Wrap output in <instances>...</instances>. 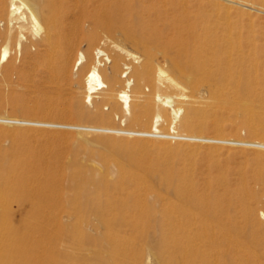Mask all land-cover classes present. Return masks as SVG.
<instances>
[{
  "label": "bare ground",
  "instance_id": "bare-ground-1",
  "mask_svg": "<svg viewBox=\"0 0 264 264\" xmlns=\"http://www.w3.org/2000/svg\"><path fill=\"white\" fill-rule=\"evenodd\" d=\"M9 1L11 15L18 13L20 9L24 10L22 15L13 19L25 18L34 34L40 28L44 29V35L36 42L39 48L36 53L27 52L28 44L31 42H22L20 39L15 41L14 49L19 53L23 50L32 63L43 66L50 74L57 77L71 79L73 76L69 62L75 43L68 38L63 23L66 22L68 28L70 26L69 29L73 31V26L90 21L95 27L122 32L127 38L132 39L140 50L141 62L132 67H125L127 70L131 68L132 77L136 81L133 93L140 89L144 80L151 83L154 91L158 88L159 79L156 83L152 73L153 62L157 56H160L162 61L168 64L170 72L176 78L183 80L191 90L187 94L185 88L179 87L173 76L164 78L167 89H178L179 93L173 97L187 105L188 112L197 103L192 92L196 91L198 82L208 84L209 93L216 101L226 103L235 98L249 100L242 103L228 102L227 109L235 115L242 114L251 120L259 109H263L260 107L256 110L252 104V101L261 97L252 88L264 86V0L257 2L188 0L189 6L181 7L180 18L175 19H178L177 21L162 19L163 24L161 22L160 26L157 24L160 16L152 20L143 14L129 12L127 8L121 6L101 5L102 2L93 5L89 10L87 0ZM5 2L6 0H0V14L5 9ZM252 11L260 15L253 16ZM11 39L13 38L8 36L4 38L5 42ZM94 40L95 36L89 39L90 42ZM78 55L73 70H79L86 60L83 52ZM95 55L84 77V100L90 103L92 95L99 91L101 100L110 102L114 107L122 102L120 106L126 109L128 94L124 88L118 91L115 89V83L118 82V55L115 54L110 59L100 50H97ZM129 55L133 61L139 59L138 56ZM8 58L9 50L6 44L0 52V59L7 61ZM103 61L111 63L109 71L104 73L105 82L102 81L100 69V66L104 65ZM164 73L159 68L158 74L164 77ZM126 82V85L131 84L129 80ZM135 97L131 122L144 125L152 116L153 106L150 101L140 106L137 102L138 97L136 95ZM164 100L166 99H163V102ZM188 112L180 120L181 127L189 131L205 128L206 122L203 117L197 118ZM84 117L89 120L108 119L94 111L86 112ZM152 120L154 132L95 126H90L88 129L130 136L231 143L230 140L221 138L159 133L157 125L161 122L163 124L166 120L162 121L159 116L152 117ZM0 122L64 126L6 118H0ZM246 124L250 125L248 121ZM167 126L171 132H176L172 122H168ZM251 130L256 134L264 132L263 127L254 129L251 127ZM13 138L14 148L0 156V210L5 212L13 202L24 199L30 202L37 214L42 212L43 207H55L57 201L65 197L75 205L76 214H86L88 205L93 206L95 211L100 209L101 211L92 214L105 228L103 240L97 242L91 240L88 243L90 253L82 264H113L117 258L126 264H136L143 258V253L133 252L135 247L133 242L116 235L112 231V226L130 227L139 244H142L143 239L150 232L168 234V239L163 237L161 239L162 249L166 252L161 254L163 264H223L225 259L231 257L230 252L222 250L223 246L239 249L245 244H249L257 251L249 255V259L260 264L264 262V179L261 169H257L250 176L252 186L245 184L235 194L228 193L229 195L225 196L227 180L223 175L217 178V184L223 186L222 192L214 189L211 177L207 182L205 180L204 187H197L191 173L195 165L196 152L188 146L160 141L103 140V143L109 147V154L102 156V160L104 163L110 162L116 166L118 182L116 188L124 191L125 195L112 201L111 196L105 193V204L101 206L100 192L107 191L110 187L107 174L97 175L94 174L95 172L89 173L79 168L66 173L62 168H51L45 158L43 159L30 145L26 133L16 132ZM240 143L264 148V142ZM20 145L22 149L19 148ZM153 152L155 157H151ZM203 156L206 158L208 168L211 170L220 168L215 150L208 149ZM175 159L187 162L183 164L184 171L181 174L175 169ZM156 178L158 185L173 190V199H167L159 193L154 183ZM64 185H68V193L64 192ZM149 198H153V201L151 202ZM222 199L225 203L224 209L215 205ZM156 202L161 204L159 210ZM234 204L241 209V220L224 222L222 215L226 214V210ZM227 218L226 214L225 219ZM156 219H159L158 224H155ZM230 228H245L246 231L232 237L224 231ZM81 243L78 240L75 243L73 241V245L78 248L82 247ZM139 244L138 246H141ZM71 248L75 249L73 246ZM141 250H144L143 246ZM3 252H7L8 255H0V264H81L74 253L60 249L59 246L55 247L54 244H47L41 238L33 239L25 233L18 235L9 231L0 232V254Z\"/></svg>",
  "mask_w": 264,
  "mask_h": 264
},
{
  "label": "rangeland",
  "instance_id": "rangeland-1",
  "mask_svg": "<svg viewBox=\"0 0 264 264\" xmlns=\"http://www.w3.org/2000/svg\"><path fill=\"white\" fill-rule=\"evenodd\" d=\"M247 1L257 2V0ZM86 4L89 10L92 9L93 5L97 4H114L122 8L124 7L125 9L127 8L129 12L148 16L152 20L160 16V19L157 21V24L160 26L163 24L162 19H168L167 21H174L176 18L179 19L180 10H182L181 7L189 6L190 2L188 0H87ZM18 11V13L11 15L10 1L6 0L5 9L0 14V52L6 44L9 50L8 60L2 61L0 59V118L41 121L64 126H40L0 122V131H2V134H0V156L9 153L14 148L13 136L15 133L24 132L28 136L30 145L37 150L38 154H40L43 159L45 158L49 167L62 168L66 173H71L73 169L79 168L89 173L95 172L94 174L97 175L107 174L109 176L110 187L107 191L103 190L100 192L102 195L100 199L102 202L101 206L105 204V193L111 196L112 201L125 195L124 191H120L116 188L118 183L116 166L110 162L104 163L102 160V156L109 154V147L103 143V140L122 142L135 140L160 141L171 143L172 145L188 146L196 152L195 165L191 173L197 187H204L207 180L211 177L214 189L222 192L223 186L217 184V178L223 175L227 180V193L225 196L235 194V192L241 190L245 184L252 186L253 184L251 183L250 176L257 169H261L264 179V148L242 145L240 143L250 141L264 142V132L256 134L251 130V127L253 129L264 128V86L259 85L252 88L256 94L261 96L259 99L252 101V104L256 107V110L260 107L263 109H259L258 115L256 114V116H253L251 120H248V118L242 114L235 115L227 109L231 101L242 103L243 101L249 102V100L235 98L234 100H228L229 103L216 101L211 97L208 84L205 82L197 83L196 91L192 92L197 103L192 106L191 110L188 112L186 110L187 105L180 103L173 97L179 93L178 89H167V82L164 78L175 76L170 72L168 64L163 62L160 56H157L159 58L156 57L153 62L154 72L152 76L155 78L156 83L159 79L157 83L158 88L154 91L151 83L144 80L141 83L140 89L136 93H133L136 81L135 78L132 77L131 68L127 70L125 67H132L141 62V57H139L140 50L135 45L134 41L127 38L122 32L118 30H108L104 27H95L90 21H85L81 25L73 26V31L69 29L71 28L70 26L68 28L66 22L65 24L63 23V28L68 32V34L65 33V36L67 34L68 38L74 41L75 48L71 53L69 62V68L73 76L71 79L60 78L52 73L51 75L43 66L32 63L27 53L23 50L19 53V51L14 49V43L17 39H20L22 42L29 41L35 46L31 43L28 44L27 52L34 54L39 49L36 45L37 40L44 35L43 27L34 34V31L25 18L19 20L13 19V17L15 18L24 13L23 9ZM255 14L260 15V13L256 11L251 12V15L254 16ZM11 19L12 21H10ZM19 25L22 27L18 28ZM5 36L13 39L5 42ZM91 36H95L93 42L89 41ZM94 50H96V52L97 50L102 51L109 56L110 59L115 54L118 55V82L115 83V89L118 91L124 88L128 94V107L126 109L120 106L122 102H119V106L114 107L110 102L101 100L98 93L99 91H97L98 94L94 93L92 95L93 97L90 103L84 100V77L96 56ZM77 52L78 54L83 52L86 60L79 67V70H73L74 61L79 56ZM129 54L138 56L139 59L133 61ZM100 60H102L101 57ZM102 64L104 65L100 66V69L102 81L105 82L104 73L109 71L111 63L109 64L103 61ZM159 68L165 72L163 75L164 77L158 74ZM124 73L125 75L123 76ZM175 79L179 87L185 88L187 94L191 92L183 80L176 77ZM128 80L129 82L131 81V84L126 85V81ZM261 91L263 93H261ZM135 95L138 97L137 102L140 106L146 105L149 101L153 106L152 116L149 117L148 122L144 125L131 122L134 108L133 104H135L134 100L136 99ZM163 99L167 101L164 100L163 102ZM91 111L98 112L108 117V119H86L84 117L85 113ZM187 112L197 118L203 117L206 122L205 128L202 130L189 131L181 127L180 120ZM155 116H159L162 121L164 119L166 120L163 124L161 122L157 125L159 133L221 138L230 140L231 143L206 142L197 139H164L146 136H130L116 132H102L88 129L90 126H95L154 132L152 129L153 120L151 121V119ZM247 121L250 125L246 124ZM168 122H172L176 132H171L168 129ZM19 148L22 149V145H20ZM208 149L217 152L216 158L220 162L219 169L211 170L208 168V163L205 160L206 158L203 156L204 152ZM151 157H155L154 152L151 153ZM174 161L175 169L181 174L184 171L183 164L187 162L182 159H175ZM156 182L157 178L154 183ZM67 186L68 185H64V192L66 193L69 191L67 190ZM156 188L165 198H174L171 188H166L157 183ZM149 200L152 202L153 198H149ZM215 205L220 207V209H224V199ZM160 206V202H156L158 210ZM74 207L75 205L71 200L65 197L57 201L55 207H43L41 208L42 212L36 214L29 201L22 199L13 202L5 212L0 210V232L9 231L18 235L25 233L27 236L33 237V239L41 238L47 244H54L55 247L59 246L60 249H65L74 253L82 264V261L84 262V260L88 259V254L90 253V250H88L90 245L88 243L91 242V240L92 242H94V240L96 242L103 240L105 228L101 221L92 214L93 212L101 211L100 209L95 211L93 206L88 205L85 210L86 214L79 215L74 212ZM226 212L227 219H225V213L222 215L224 222L240 221L242 218L241 209L237 204H234V206L230 207ZM127 221L131 220L128 219ZM157 221L159 222V219H156L155 224H158ZM112 228V231L116 235L123 236L133 242L135 246L133 252L143 253V258L136 264H163L161 261V254L166 252L165 249H162L161 239L162 237L168 239V234H162L160 232L152 234L150 232L145 236L142 244H139V240L136 239L130 227L112 226ZM224 231L227 235L234 237L240 233H244L246 229L230 228ZM77 240L82 242L81 248L73 245V241L75 243ZM138 244L143 246L144 250H141V246H138ZM71 246L75 249H72ZM222 250L228 253L230 252L229 254L231 256L225 259V261L222 262L223 264H260L248 258L253 252H257L249 244H245L239 249H236V247L229 249L227 246H223ZM0 255L7 256L8 253L3 252ZM113 264L126 263L120 258H117ZM261 264H264V262H261Z\"/></svg>",
  "mask_w": 264,
  "mask_h": 264
},
{
  "label": "built area",
  "instance_id": "built-area-1",
  "mask_svg": "<svg viewBox=\"0 0 264 264\" xmlns=\"http://www.w3.org/2000/svg\"><path fill=\"white\" fill-rule=\"evenodd\" d=\"M169 139V138H168Z\"/></svg>",
  "mask_w": 264,
  "mask_h": 264
}]
</instances>
